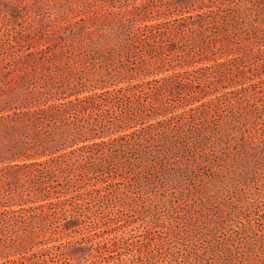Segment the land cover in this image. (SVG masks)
Instances as JSON below:
<instances>
[{
	"label": "rangeland",
	"instance_id": "374dc122",
	"mask_svg": "<svg viewBox=\"0 0 264 264\" xmlns=\"http://www.w3.org/2000/svg\"><path fill=\"white\" fill-rule=\"evenodd\" d=\"M76 126L109 142L88 147L101 171L16 158ZM162 156L188 165L178 183ZM0 264H264V0H0Z\"/></svg>",
	"mask_w": 264,
	"mask_h": 264
},
{
	"label": "trees",
	"instance_id": "16d2710c",
	"mask_svg": "<svg viewBox=\"0 0 264 264\" xmlns=\"http://www.w3.org/2000/svg\"><path fill=\"white\" fill-rule=\"evenodd\" d=\"M132 47L130 46V51ZM145 69V68H144ZM119 70V69H118ZM124 70L127 71L128 76L125 74L124 78L129 79L130 77H134L136 74L143 73V70L141 71H136L133 67L130 65L125 64L124 62L122 63L120 67V71H118V76L122 74V71ZM143 76H149V71H144ZM80 94V93H75L73 95ZM88 97V95H83L81 99H85ZM80 98V97H77ZM38 112H36V116ZM58 114V113H57ZM53 115V114H52ZM51 114L45 115L44 117H50ZM40 116L35 117V120L38 122L41 121L39 118ZM56 117V116H54ZM42 123V122H41ZM66 124V123H65ZM95 135H89L87 131L84 130L83 126H76V129L71 130L68 127L64 129L61 132H56V131H49L48 133L40 134V133H33L30 137H28L26 140L23 141L24 147L23 150L21 151L19 155H17L16 158H25L26 162L23 163L24 166H28L30 168H36L42 166L50 167L57 166L58 172L59 169H62L63 162L66 161L68 158L69 161L74 158L75 155H80L82 159V166L84 168H87V172L90 171L92 173H96L101 171L102 163L103 162H98V161H91L93 152L88 150V147H93V146H107L109 142H106L107 139L102 137L100 138L99 141H93L91 143H88L90 141V138H94ZM164 138L168 141H164V148L161 151V154L165 156L166 158H170L171 156L174 155L175 148H178L176 145L175 141H172L170 136L168 135H163ZM113 140L115 141V144H113L115 147L119 148L120 151H122V154H127L130 152H133L136 154L138 160L140 161H146L149 160L150 155L153 157H157L156 155L159 153V150L156 149V151H153V154L147 153V151H144L145 149L143 148V144L140 140V143H138L135 138L130 140V141H122L121 137L119 135H116L112 137ZM170 142L168 145L165 146L166 143ZM161 159V171L163 172L160 174L161 180L159 181L160 186H168L170 182H175L178 183L180 177L184 176L188 172V165H169L168 160L166 161L165 159ZM115 158L122 159V155L118 156L116 155ZM112 160H115L111 158ZM56 160V162H53ZM101 160V159H100ZM91 164V165H88ZM103 168V167H102ZM153 170H156L155 166L152 167ZM55 173L53 172H41L40 169H38L34 174H33V179H32V184L33 187H41V184L44 182V180H49L54 178ZM193 192L197 193V189H192ZM19 198L22 199L23 195L18 194ZM151 198H153L150 195ZM47 199L43 195H38V193L35 192V199L33 200L34 204L29 207V209H35L37 207H48L49 205H52L50 209H56V203H48L46 201ZM67 199H63L62 201L60 200L58 203L60 204L63 201H66ZM76 205H80V202L76 201ZM12 212L16 211L14 209H11ZM49 212H47L45 209L42 210V213L40 216L45 217L48 215ZM13 219L18 221V216H14ZM73 221H68L63 225L64 229H69L73 225ZM35 231L27 233L24 238L25 240H22L20 238V235L17 237H14L15 242L12 244V246H15L16 249L21 250L23 249L27 244H32L34 243L35 239ZM13 240V239H12Z\"/></svg>",
	"mask_w": 264,
	"mask_h": 264
}]
</instances>
